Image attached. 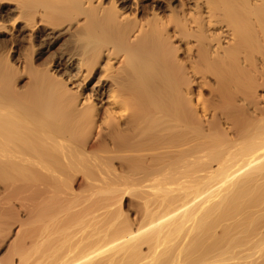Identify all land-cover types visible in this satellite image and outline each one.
Here are the masks:
<instances>
[{"label": "bare ground", "instance_id": "bare-ground-1", "mask_svg": "<svg viewBox=\"0 0 264 264\" xmlns=\"http://www.w3.org/2000/svg\"><path fill=\"white\" fill-rule=\"evenodd\" d=\"M152 4L0 0V264H264V0Z\"/></svg>", "mask_w": 264, "mask_h": 264}, {"label": "rangeland", "instance_id": "rangeland-1", "mask_svg": "<svg viewBox=\"0 0 264 264\" xmlns=\"http://www.w3.org/2000/svg\"><path fill=\"white\" fill-rule=\"evenodd\" d=\"M144 1H145V7L153 8L152 2L155 1V0H144ZM162 1H166L168 3H172L173 5H176L175 3H177L178 1H183V0H162ZM147 10L148 9H145V13L147 12Z\"/></svg>", "mask_w": 264, "mask_h": 264}]
</instances>
